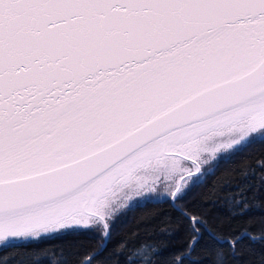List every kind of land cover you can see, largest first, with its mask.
I'll return each mask as SVG.
<instances>
[{
    "label": "snow or ice",
    "instance_id": "6c2138e0",
    "mask_svg": "<svg viewBox=\"0 0 264 264\" xmlns=\"http://www.w3.org/2000/svg\"><path fill=\"white\" fill-rule=\"evenodd\" d=\"M225 137L264 138V0H0V249L93 232L59 264H120L115 199L183 200Z\"/></svg>",
    "mask_w": 264,
    "mask_h": 264
},
{
    "label": "trees",
    "instance_id": "16d2710c",
    "mask_svg": "<svg viewBox=\"0 0 264 264\" xmlns=\"http://www.w3.org/2000/svg\"><path fill=\"white\" fill-rule=\"evenodd\" d=\"M264 138L225 159L208 175L201 190L191 197L183 209L167 198L140 204L129 222L109 242L105 256L124 241L127 250L119 257L120 264H136L152 255L148 247L159 249L155 264H170L180 254L184 264H223L217 252L227 253L226 264H264ZM247 206V207H245ZM188 216L195 220L190 224ZM199 229V242L194 249L185 248L192 236L191 228ZM235 253L228 241H235ZM93 235L69 234L19 243L0 249V260L6 264H59L77 249L81 253L94 250ZM44 249L38 253L37 250ZM183 249L181 252L180 250ZM73 264H75L73 260Z\"/></svg>",
    "mask_w": 264,
    "mask_h": 264
},
{
    "label": "rangeland",
    "instance_id": "374dc122",
    "mask_svg": "<svg viewBox=\"0 0 264 264\" xmlns=\"http://www.w3.org/2000/svg\"><path fill=\"white\" fill-rule=\"evenodd\" d=\"M259 139V138H258ZM257 140V139H256ZM256 140L252 141L254 143ZM251 144L245 145L241 147L239 144L232 145V146H227L228 145V139L227 137L225 138H219L216 141L215 146L210 147L206 154L201 157V160L203 163L201 164V172L204 173V175H201L200 179L196 182L194 186L191 187V190L187 193L185 198L183 200H176L175 203L178 204L179 206H184L185 203L194 195H196L202 188L206 178L210 173H212L216 167L221 164L225 159L228 157L234 155L238 151H242L249 147ZM195 175V173H194ZM122 198H117L114 201V207L112 210V213H110V227H111V232L112 236L111 238L118 233L132 218L135 208L144 203H148L150 201L156 200V199H163V198H168V189L164 188L162 194L153 200H143L139 199L134 206H132L129 210V205L132 204V199L133 198H127L123 197V194H121ZM173 200V199H170ZM114 220V224L111 223V221ZM69 234H87V235H93L97 239V235L93 232H67L64 234H61L59 236H64V235H69ZM56 237V236H53Z\"/></svg>",
    "mask_w": 264,
    "mask_h": 264
},
{
    "label": "water",
    "instance_id": "95a60500",
    "mask_svg": "<svg viewBox=\"0 0 264 264\" xmlns=\"http://www.w3.org/2000/svg\"><path fill=\"white\" fill-rule=\"evenodd\" d=\"M171 201H173V200H171ZM174 202V201H173ZM175 203V202H174ZM176 204V203H175ZM179 208H181V209H183V207L184 206H178ZM193 220H195V218L193 219Z\"/></svg>",
    "mask_w": 264,
    "mask_h": 264
}]
</instances>
